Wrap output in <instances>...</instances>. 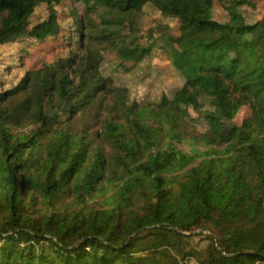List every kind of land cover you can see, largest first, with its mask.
<instances>
[{
  "label": "trees",
  "instance_id": "trees-1",
  "mask_svg": "<svg viewBox=\"0 0 264 264\" xmlns=\"http://www.w3.org/2000/svg\"><path fill=\"white\" fill-rule=\"evenodd\" d=\"M197 227L264 264V0H0V264H174Z\"/></svg>",
  "mask_w": 264,
  "mask_h": 264
},
{
  "label": "rangeland",
  "instance_id": "rangeland-1",
  "mask_svg": "<svg viewBox=\"0 0 264 264\" xmlns=\"http://www.w3.org/2000/svg\"><path fill=\"white\" fill-rule=\"evenodd\" d=\"M51 10H67V7H62L59 4H52L49 6L45 2H42L37 5L36 10L31 17V23L33 24L39 19L47 17ZM61 23L64 27L68 28V21L66 19H61ZM143 23L145 27L152 25L151 17L149 15L145 16L143 18ZM80 40L81 43L85 42V38H81ZM73 45L74 42L72 39L71 47ZM80 48L81 53H84V45L81 44ZM159 55L165 57V54L162 51H159ZM43 57H48V55H44ZM175 117L179 124V132L181 136L184 137L190 135L192 130L187 122L178 114H175ZM51 141L52 138H48L45 142H42L39 145L42 156L40 155L37 159L35 165L36 168L42 165L43 154ZM119 172L121 173L122 170L120 169ZM0 247H8L11 249V245L8 243H0ZM154 253L160 260H176L174 264H233L228 257L231 252H227L221 246V242H218L217 235L211 228L204 227L182 231V236L178 237L176 243H173L172 245H164ZM257 264H262V261H258Z\"/></svg>",
  "mask_w": 264,
  "mask_h": 264
}]
</instances>
